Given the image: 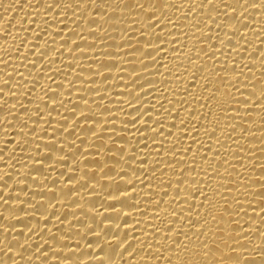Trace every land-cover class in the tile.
I'll use <instances>...</instances> for the list:
<instances>
[{
	"label": "bare ground",
	"instance_id": "obj_1",
	"mask_svg": "<svg viewBox=\"0 0 264 264\" xmlns=\"http://www.w3.org/2000/svg\"><path fill=\"white\" fill-rule=\"evenodd\" d=\"M0 264H264V0H0Z\"/></svg>",
	"mask_w": 264,
	"mask_h": 264
}]
</instances>
